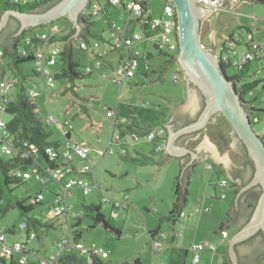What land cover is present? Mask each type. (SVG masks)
<instances>
[{
	"label": "rangeland",
	"instance_id": "374dc122",
	"mask_svg": "<svg viewBox=\"0 0 264 264\" xmlns=\"http://www.w3.org/2000/svg\"><path fill=\"white\" fill-rule=\"evenodd\" d=\"M210 1L214 2V0ZM99 2L105 5L107 13L104 11L101 15L91 17V22L93 23L91 25V32L95 35L109 38L111 35V22L116 21L118 25L124 26L126 15L123 9L109 5L106 0H99ZM165 5V0H148L147 17H160L164 12ZM209 6L211 5L199 3V7L202 9H207ZM222 7L230 8V10L216 11L212 16L214 26L218 32L216 37L217 45H222L223 47V34L228 33V31L239 24L252 28L255 31V39L260 43L264 42V2H256L254 4L237 2L230 7L227 0H224ZM89 10L90 8L87 9V11ZM252 15H254V18L251 17ZM54 24L70 29L65 18L55 21ZM128 24L127 34L129 36L141 33V27L134 19H130ZM51 25L53 24H47L45 27L49 28ZM201 27V41L207 47V45L211 44L209 38L212 37L211 30L213 28L209 27L207 17L201 21ZM37 31L41 32L43 28L38 27ZM135 46L140 52L139 67L134 77L125 81L123 86H120L119 84H113L112 79L108 77V75L113 73V67L118 64L120 53L111 50L105 43H100V49L106 51L103 58L104 61L100 68L94 69V73L91 76H87L79 82L78 88L79 94L84 99L82 103L86 106L91 117L85 115L79 109L77 101L70 93L64 95L61 93L66 87V79H56V88L50 94L46 93L45 82L40 75L35 76L37 82H34L33 78L27 82L26 87L39 90L40 95L36 97L39 115L45 127L52 132V139L65 144L67 138L63 136L61 128L63 122L68 120L70 124L65 129L70 132L72 141L90 147L88 162L78 161V164L82 166L84 163L96 162L95 174L97 183L101 186V193L109 198H116L128 191L135 201L134 208H131L128 213L126 210L116 209L115 212L119 213L118 217L113 216L111 204H106L102 207V212L110 224L123 229L124 233L120 238L114 232L104 229L103 226L91 227L90 224L93 220L85 217L81 225L83 236L80 241L87 247L96 244L98 247L103 248L107 253L105 257L106 261L117 262L139 254L140 258L143 257L142 259L145 260L144 264H183L184 253H182L181 249L168 245L165 240L161 241V251L153 260L151 250L147 248L149 241L147 230L157 228L159 218L169 215L170 210H168V207L171 205V201L175 200L176 182L179 183L180 176L178 161L170 158L160 165L134 163L122 157L120 148L116 144L111 145L112 152L109 151L101 156V152L109 148L112 133V122L106 115L108 108H118L120 117L128 115L137 117V114L131 113L128 109L130 105L137 106L140 110V116L144 120L157 124V122L160 123L163 119H168L173 112L172 106L169 105L170 99L181 105L187 99V97L183 96L186 84L182 72L179 71L181 81L178 84L172 82L173 74L180 68L178 62L176 61L168 66L167 61L169 60V56L161 54L159 49L149 41L136 42ZM244 49L245 46L243 44H238L236 47V51L239 54ZM145 53L150 55V67L147 75H145L146 66L143 59ZM224 53H228V51H224ZM74 54L75 59L84 67H93L97 64L92 47L84 50L79 47V44L75 43ZM22 67L26 73L34 72V60L22 63ZM58 68L59 66L56 65L51 67V70L55 71ZM82 69L84 70L85 68ZM159 70H162L161 78L159 77ZM236 73L237 70L232 66L227 69L229 77L235 76ZM10 75L11 73L7 72L4 78L9 80ZM259 77L264 78V62L253 61L249 74L241 80L240 85L254 82ZM261 87L262 84L256 88L260 99L256 107L264 110V95ZM15 92V88H8L7 97L10 99L14 98ZM247 98L250 99L249 96ZM144 102L148 103V105L141 107ZM263 114L264 112L253 113L251 116L252 126L261 137H264ZM49 115H53L59 123H48L47 117ZM2 117L7 121L11 119V115L7 112L2 113ZM257 117L258 120L256 119ZM98 123L100 126H98ZM159 127L160 125L157 124L154 130H157ZM204 136L216 147L220 155L226 153L228 145L231 143L229 140L222 148H219L211 140L208 131H203L197 140L192 141V146L196 147ZM131 142L133 144L129 146V150H132V152L136 149L145 150L146 154H149L157 144L156 141L149 140L147 135L139 136V141L131 138ZM227 155H229L232 162L239 163L240 158L238 154L233 153L232 150H228ZM0 156L4 158L10 157L1 151ZM124 156L126 155L124 154ZM142 156L143 154L140 157ZM186 176L189 179L190 175ZM76 177H80L90 184L95 183V177L91 170L86 173H80ZM183 179H185L184 170H182L181 181ZM190 179L188 200L186 206L183 208L186 216L179 218L181 222L197 218L205 207L210 208L211 212L209 214L224 215L223 212L226 211L234 196V189L227 187L226 198H221L222 186L217 184L221 180L219 174L214 168L210 169L207 167V164L203 163L195 167V171ZM39 187L43 188L45 205L38 213L48 215L50 211L53 214L50 203L54 199L55 193L60 189V184L57 181L51 180L47 182L34 178L32 182L22 185L18 191L20 194H25L26 191L34 193ZM102 194L96 189L86 194L82 188L75 187L68 196L67 202L72 206L73 210L83 212V201L87 203L99 202ZM191 213L196 217H189ZM16 216L17 212L11 210L4 217H0V227L4 229L9 228ZM194 219L191 221L194 222ZM55 222L56 224H60V226L51 235L46 236L42 242H39L37 239L28 240L26 234L18 228L14 234H7V242L11 243L14 240H19L25 243L29 241L28 248L38 249L40 253L50 256L58 252V242L68 235L66 219L58 217ZM175 229L179 230V223L176 226L172 221L164 220L161 223L160 230L162 233L167 234V236L170 233H174ZM229 230L233 231L234 227L232 226ZM71 243L74 244L75 242L72 240Z\"/></svg>",
	"mask_w": 264,
	"mask_h": 264
},
{
	"label": "trees",
	"instance_id": "16d2710c",
	"mask_svg": "<svg viewBox=\"0 0 264 264\" xmlns=\"http://www.w3.org/2000/svg\"><path fill=\"white\" fill-rule=\"evenodd\" d=\"M59 1L60 0H36L25 5H21L12 3L10 2V0H0V18L2 14L8 10L20 9L25 12H43ZM132 1H139L144 11L147 13L148 0ZM166 3L168 2L166 1ZM83 17H85V26L78 40H76L75 38H71L75 29L72 27L71 22L67 18L65 19L70 26V33L66 36L51 34L50 27L52 25L49 28H46V25L38 26L43 28V31L41 32L37 31L38 27H32L25 29L21 34L16 35L19 29V21L14 16L10 17L7 25L0 32V76L4 78L5 74L7 72H10L15 79L13 88H15L16 90L14 98L8 99L5 102V112L11 115V119L8 120L7 123V130L9 136L12 139L13 146L15 147V150L17 152L16 156H10L9 158L0 156V217H4L11 210H15L17 212V216L14 219L13 224L9 228H3V230L7 234H14L20 223L25 222L27 227L24 230V233L26 234L27 239L30 238L31 233H34L35 239H37L39 242H42V240L46 236L51 235L60 226V224H56L55 222L58 217L53 218L52 214L49 212L48 215L38 213V211H41L43 209V206L45 205V194L43 188L39 187L34 193H29L28 191H26L25 194H20L18 191L22 185L28 182H32V180L36 177L34 175L30 179H26L24 177L18 176L16 170H18L19 168H22L23 170L30 169V166L34 163V159L38 160V158H41L43 161H48L50 165L49 167L54 168L55 164L53 162H49L46 149L48 147L57 149L61 146V143L59 141L51 138L52 132L45 127L42 118L39 115V106L36 102V98L31 96L30 88L26 87L27 82L29 80H32L33 78L35 80L34 82H37V78H35V76H37L38 74L35 71L32 73H26L22 67V63L34 60L35 51L37 50V48H41L45 42H57L61 44L62 50L60 52L59 61L57 63L59 68L53 71L55 80H67L66 87L61 93L63 95L66 93H70L72 97H74V99L77 101L76 103H78L79 109L85 115L91 117L86 106L82 103L84 99L79 94L78 88L79 82L83 78L91 76L94 72L90 74L83 73L82 68L85 67L75 59L74 44H78L82 39L89 40V38L91 37H103L101 35L93 34L91 32V25L93 24L91 22V18L84 15ZM54 23L55 22L51 24L57 25ZM243 29V26L236 25L231 29L229 33V36L233 37V34L235 32H239L241 40L237 41L238 44H243ZM43 34H47V37L44 39L42 38ZM160 53L169 56V60L167 61L168 66L176 62L175 55L163 51H160ZM149 56L150 55L147 53L145 60L149 61ZM219 62L222 68L226 71V74L227 69L231 66L237 70L235 76H227L234 81V84L236 85V88L242 97H248L250 92L253 91V95L250 96L251 99L249 101H245L246 108L249 111V115L252 116L253 113L264 112L263 109L256 107V105L260 102L259 93L256 88H258V85L262 84L261 88L264 92V84L262 83L264 81V78H258L256 81L250 82L249 84L240 85L241 80L249 74L251 70V63L246 64L245 66H243V68L240 69L238 65H232L229 61ZM149 67L150 66L148 64L145 68V75H147ZM177 70L180 71V69ZM159 72V77L161 78L162 70H159ZM128 109L131 113L137 114V117H129L124 123H119L116 125L117 132L121 136H127L131 134L146 136L152 130H154L155 125L148 121H145L140 116L139 107L130 105L128 106ZM223 119L227 121L225 118ZM163 122L164 121H161L160 123ZM227 124L225 125L220 121L215 123L210 128V135L212 137V140L221 148L231 138L229 131L232 128L230 127L228 122ZM67 135L69 137L71 135L70 132H68ZM24 142H27L30 145L33 144L35 148L31 149V158L27 162L23 163L19 159L18 155L25 149ZM140 156L141 155H139L138 152L136 154L128 153L126 156L122 155L123 158L140 164L158 165L165 161L164 152H157L154 149H152L150 155L143 154L142 157ZM210 163L215 167L212 162ZM250 164L253 168V173L249 179L242 178L241 169L235 170L234 174L232 173L233 175L231 176V178L227 179L229 184L232 185H229L228 187L234 189V196L224 215L216 216V218H218L219 220V226L215 231L216 233H222L223 231L227 230L229 231V229L233 226L234 230L228 232V234L231 235L233 232L247 223L253 213V210L260 196L261 189H259L258 191L254 190V187L248 189L239 197L237 205L235 204L234 200L238 192V189L235 188V179L242 178L243 183L240 186H244L252 179L254 175L255 166L252 160H250ZM42 174L45 175L44 172H42ZM219 182L218 185H220ZM226 189L227 187L225 188V191ZM223 191L224 189L222 187V192ZM40 192L44 194L43 200H38L37 195ZM174 194L175 200L173 201L172 209L169 212V215L166 217H160L157 228L152 231H148L151 240L161 231V223L164 220L172 221L174 225L179 221L180 214L183 212V208L187 204L188 191L186 190L184 193L181 189V186H179V183L176 182ZM82 206L84 208L83 215L77 217L74 220L72 226V240L74 242H78L83 236V229L81 228V225L85 217L91 218L93 220L90 224V226L93 228L103 226L107 231L110 230L114 232L118 238L123 235L121 227H114L110 224L109 220L102 212V206L98 202L87 203L83 201ZM256 238H261L264 242V233L262 230L258 231L249 239L235 245V250L237 252L240 264H263L264 249L260 254H256V251L252 252L245 262L242 260L239 253L240 246L245 243H250ZM42 256L44 255H38V253L33 249L24 250L21 252H16L10 257L0 258V264H41ZM23 257H25L26 259L24 262H21ZM61 262L62 264H143L139 254L135 257L126 258L117 262L106 261L105 257L95 256L92 258L91 263H87L85 259L79 256L75 251L71 252V254H65L64 256H62Z\"/></svg>",
	"mask_w": 264,
	"mask_h": 264
},
{
	"label": "built area",
	"instance_id": "2783aa9c",
	"mask_svg": "<svg viewBox=\"0 0 264 264\" xmlns=\"http://www.w3.org/2000/svg\"><path fill=\"white\" fill-rule=\"evenodd\" d=\"M36 0H10V2L15 4L25 5L29 2ZM109 5L116 6L124 10L126 15V22L130 19H134L135 22L141 27V33L134 34L133 36H126V25H118L115 21L111 22V35L110 37L102 36L103 38H89V40H80L79 47L81 49L87 50V48L92 47L94 50V56L97 60V64L93 67H85L83 71L84 74H90L94 72V69L100 68L102 62L104 61V55L106 51L100 49V43H105L111 50L120 53L118 64L113 67L114 71L112 74L108 75L112 79V83L123 86L125 81L132 79L135 75L137 68L139 67L140 52L134 47L136 42L149 41L159 49V51L173 53L174 55L178 52V34H177V15L174 5L171 2L166 3L164 12L160 17H147L141 3L139 1L132 0H106ZM256 1V0H253ZM90 10L84 13V16L92 17L94 15H101L104 11L105 5L101 4L99 0H91L89 6ZM251 17L254 18V15ZM256 18V17H255ZM244 29L242 33L244 34L243 45L245 49L239 54L236 51L238 45L237 41L241 40L239 32H235L233 37L227 36L222 50L228 51V53H220V61L230 62L232 65H238L241 69L248 63L253 61L264 62V42L260 43L255 39V31L243 24ZM248 28V29H247ZM51 34L66 36L70 33V30L65 27H60L58 25H52L50 27ZM47 34H43L42 38H46ZM62 50V45L57 42H45L41 48H37L34 55L35 72L42 76L45 82L46 93L50 94L56 88L55 77L51 67L56 66L59 61L60 52ZM126 51V53H124ZM146 54L143 56L145 60ZM231 56H230V55ZM239 55V56H235ZM149 64L148 60H145V66ZM179 71H176L172 76V82L178 84L181 81V75ZM15 79L9 77V80L0 77V151L8 156H16V150L13 146L11 137L9 136L7 130L8 121L2 117V113L5 112V102L10 99L7 97L8 88H13ZM30 94L32 97L36 98L40 95L37 90L30 89ZM253 95V91L248 95ZM264 95V92H263ZM251 99V98H250ZM248 99V100H250ZM148 103H142L141 107H146ZM106 115L111 119L112 122V133L110 137L109 148L101 152V154L107 153V151L112 152L111 145L116 144L120 148L121 155H127L129 151V146L133 143L131 138L139 141V136L136 134H131L127 136H121L116 129V125L119 123H124L127 118H122L117 116V112L114 108H108ZM251 116V115H250ZM258 120V118H256ZM264 119V116H263ZM48 123H59L53 115L47 117ZM70 122L65 120L61 128L63 136L66 137L65 144L61 143V146L57 149L53 147H48L46 149L49 162L55 164L54 168H50L48 161H43L41 158L34 159V163L30 166L28 170H23L19 168L17 175L30 179L35 175L37 179L44 181L55 180L60 184V189L55 193L54 199L51 202V207L53 210V218L64 217L68 222V235L66 238L58 242V252L47 256L44 253H40L39 250L35 248H28L27 244L22 243L19 240H15L11 243L7 242V233L0 227V258L10 257L16 252H21L24 250L33 249L38 255H44L41 259V264H62L61 258L65 254H71V252H76L79 256L85 259L87 263L92 262V258L95 256L106 257L107 253L103 248L98 247L96 244H92L89 247L85 246L80 240L72 244V229L73 220L77 217L83 215V212H77L73 210L67 202L68 196L72 193L75 187L82 188L84 193L88 194L92 190L96 189L100 194L101 186L97 183L94 184L84 181L80 177H76L83 172L93 171L95 169L96 162L84 163L82 166L78 164V161L88 162L90 147L87 145L79 144L71 140V135L68 137L69 132L65 127L69 125ZM148 139L156 141L157 144L154 147L155 151H163L166 143V132L165 127H160L157 130H152L148 135ZM25 149L18 155L19 159L24 163L31 158V149H34L33 144H28L24 142ZM150 155V154H149ZM79 162V163H80ZM47 170V171H46ZM42 172L45 173L42 174ZM95 177V175H94ZM96 179V178H95ZM220 186L223 187L224 191L221 193V198L226 197L225 188L229 186L227 179H223L219 182ZM38 200L44 199V194L40 192L38 195ZM34 201V200H33ZM102 207L106 204H111L112 214L115 217L119 216V213L115 212L116 209H127L131 205V201L128 195H124L122 198H109L105 195H101L98 202ZM51 210V209H50ZM203 211L209 212L210 208H205ZM202 212V210H201ZM184 215L182 212L180 217ZM193 213L190 214L192 216ZM27 225L25 222H21L18 229L24 232ZM223 237L227 238L229 236L227 231L222 232ZM35 239V234L31 233L28 240ZM160 242L156 237L152 240V247L154 251L159 249ZM192 257L191 264H200L201 254L208 250L210 253H216V244L206 241L202 243L193 244L191 247ZM25 257L21 262L25 261Z\"/></svg>",
	"mask_w": 264,
	"mask_h": 264
},
{
	"label": "water",
	"instance_id": "95a60500",
	"mask_svg": "<svg viewBox=\"0 0 264 264\" xmlns=\"http://www.w3.org/2000/svg\"><path fill=\"white\" fill-rule=\"evenodd\" d=\"M166 1L174 5L177 15L178 52L175 57L185 78L188 93L187 99L182 105L192 114L197 113L198 116L193 122L178 130L171 129L169 124L171 119L169 122L163 123V126L168 130V137L163 148L164 157L165 160L174 158L178 161L180 183L184 168H187L188 175L191 164L205 159L198 154L204 146L206 151L212 152V159L215 163H223L227 176L231 178L232 163L227 157V151L232 150L234 145L231 138L228 150L223 155L218 153L216 147L209 142L206 136L197 144L196 149L177 144L181 135L205 129L216 114H222L228 120L233 132L245 145L255 166L252 179L238 190L234 199L235 204H238L240 195L248 189L257 185L261 189L250 219L233 232L228 239L229 264H240L235 245L249 239L260 230L264 233V138L254 130L245 100L239 94L234 81L227 76L226 71L222 68L217 54L201 41V21L208 17L210 12L213 13L214 7L212 6L210 10L202 9L199 7V3L219 5L223 4L224 0H214V2L210 0ZM256 1L264 2V0ZM237 2L243 3L242 0H227L230 7ZM90 4L91 0H60L43 12L8 10L0 18V32L7 25L11 16L19 21L16 35L21 34L25 29L51 24L61 18H67L75 29L71 38L78 40L85 26L83 15ZM192 84L199 86L207 96L203 108L199 104L196 90L191 87Z\"/></svg>",
	"mask_w": 264,
	"mask_h": 264
},
{
	"label": "crops",
	"instance_id": "0c3cea01",
	"mask_svg": "<svg viewBox=\"0 0 264 264\" xmlns=\"http://www.w3.org/2000/svg\"><path fill=\"white\" fill-rule=\"evenodd\" d=\"M105 10H106V7H105ZM125 25H126V36H129L127 34V30H128V26H129L128 22H125ZM230 31H228V33H224L223 34V44H224V41H225L226 37L229 35ZM211 34H212V37L209 38V42L216 43V37H217L218 32H217V29H216V27L214 25H213V28L211 30ZM135 45L136 44H134V47L136 48ZM220 46H222V45H220ZM10 77H11V75H10ZM259 78H263V77H259ZM262 83L264 84V81ZM30 89H32V90L34 89V90H37L39 92V90L36 89V88H30ZM114 109L117 112V116L120 117L119 114H118V108L115 107ZM123 117L124 118H129L131 116L130 115H128V116H122V118ZM166 120L167 119H163V121H164L163 123L169 122V121L166 122ZM163 123H158L157 122V124H159L160 127H164L163 126ZM157 124H154V125L156 126ZM98 126H100L99 123H98ZM166 136L168 137L167 133H166ZM195 140H196V138H195ZM129 151H130L129 153H133V154H136L137 152H138L139 155L146 154V151L145 150L144 151H141V150H137L136 149L133 152H132V150H129ZM107 152H109V151H107ZM151 152L152 151H150L149 154ZM149 154H146V155H149ZM102 155H105V154H101V156ZM227 157L229 158V160L232 163V165L234 164L235 166H237L236 163L232 162V160L230 159L229 155H227ZM168 159H170V158H168ZM210 162H212L215 165L216 168ZM202 163L203 164H207V167H209L210 169H213L214 168L216 170V172L219 174L221 180H223V179H229L230 178L229 176H227L226 169L223 166V163L222 162L219 163V164H217V163L214 162L213 159H211V158L210 159L205 158L204 160H201V161L195 163V165L197 166L198 164H202ZM195 167L192 170H189V173H188V175H190L189 176V179L186 176L187 175V168H184L183 169L184 170V177H185V179H183L179 183V186H181V189L182 190L183 189H184V191L185 190H187V191L189 190L188 189V186H189L190 181H191L190 177L194 173ZM84 173H86V172H84ZM92 173H93V175H95V178H96L95 169H94V172L92 171ZM207 179H210V178H207ZM96 180L97 179H95V181ZM125 194L128 195V197H129V199L131 201V205L127 209H121V210H123V211L126 210V212L128 213L131 208H134V205H135V201L131 197L130 193L128 191H126V193H123L120 197H116V198H122ZM187 199H188V197H187ZM172 204H173V201H171V205H169V207H168V210H170V211L172 209ZM205 208H209V207H205ZM210 212H211V210L209 212H205V211L202 210L201 214L197 218H195V219L193 218V217H196V216H194V214L192 216L189 215V217H191V218L194 219V222L191 221L193 219H189V221H187V222H183V221L181 222V219H179V221L177 222V223H179V230H176L177 229L176 228L175 231H174V233H172V234L170 233L169 234L170 237L167 236V234H164V233H162L160 231L155 236L157 239H159V242H160V246H159V249L157 251H154V249L152 247V240L153 239L151 240V237L149 235V238H148L149 241H148L147 248H149L151 250L152 260L154 259V257L157 254L160 253V251H161L160 250V247L162 245V242L161 241L162 240H165L168 245H171V246L173 245L176 248L181 249L182 253H184L183 254V258H184L183 264H191L192 250H191L190 247L193 244H197V243H202V242L209 241V242H212V243L216 244V246H217L216 253L215 254H212L208 250H205V252H202V254H201V257L202 258H201L200 264H229L228 248L227 247H228V239L230 237V234H229V236L227 238H224L222 233H216L215 232L216 229L219 226V220H218V218H216V216H220V215H212V214H209ZM183 213H184V215H182L181 217H185L186 216V213L185 212H183ZM223 213H225V211ZM164 217H166V216H164ZM165 221H167V220H165ZM193 223H195V224L193 225ZM176 224H175V226H176ZM152 230H154V229H149L147 231H152ZM122 232L124 233L123 229H122ZM227 232H230V230L229 231L227 230ZM142 258H141V260H142V263L144 264V261L145 260L142 259ZM263 264H264V262H263Z\"/></svg>",
	"mask_w": 264,
	"mask_h": 264
},
{
	"label": "flooded vegetation",
	"instance_id": "af4514ba",
	"mask_svg": "<svg viewBox=\"0 0 264 264\" xmlns=\"http://www.w3.org/2000/svg\"><path fill=\"white\" fill-rule=\"evenodd\" d=\"M242 1H243V3H250V4H254L256 2H259V1H253V0H242ZM165 2H166V0H165ZM210 5L211 6H209L207 8L208 10H210L212 6L215 7L213 13L210 12L209 15H208V17H207V19H208V25L211 28L214 25L213 20H212L213 14L216 11L219 12V11L228 10V9L230 10V8L222 7L223 4H219V5L210 4ZM201 30H202V27H201ZM205 46H206V44H205ZM207 47L209 49H211L215 54H217L218 58L220 59V53L223 52L221 46H219L216 43H213L212 42L210 45H207ZM178 69H180V72H182L181 68H178ZM185 84H186V82H185ZM191 87H193L196 90L197 96L199 98V104L203 108L204 105H205V103H206L207 96L201 90V88L199 86H196V85H193L192 84ZM184 89H185V91H184L183 96L184 97H187V94L188 93H187L186 85L184 86ZM243 99L245 101H249L248 98H247V96L243 97ZM169 105L172 106L173 112L170 114V116L166 120V122L171 119V122L169 123L171 125V129L178 130L181 127H183V126H185V125L193 122L196 119V117L198 116L197 113L192 114V112L186 110L183 105L178 104L177 102L173 101L172 99H170ZM247 112L249 113L248 110H247ZM223 118H225V117L222 114H216L214 116V118L211 120V122L207 124V126H206L205 129H203L202 131H197V132H192V133H187V134L181 135L178 138V140H177V144L180 145V146H187V147H189L191 149H196L194 146H192V141H195V138L197 140L200 137V135H202L203 131H208L209 136H210V138L212 140V137L210 135L211 134L210 133V128L215 123L220 122V121L223 122L226 125L227 122H228V120L225 118L227 120V121H225ZM230 127H231V125H230ZM165 132L166 133L168 132V130H167L166 127H165ZM229 134L231 136L232 142L234 143V145L232 146V152L235 153V154H238L239 155V158H240V161L237 164V166H235L233 164L230 167L231 174L232 173L234 174L235 170H240L241 169V171H242L241 172L242 178L249 179L250 176L253 173V168H252V166L250 164L251 158H250L248 152H246L247 149H246L245 145L240 141V139L237 137V135L233 132L232 129L229 131ZM196 136H198V137H196ZM203 138H202V140H203ZM219 148H221V147L219 146ZM198 154H199V156L201 158H208V159H210V158L212 159L213 158L212 152L211 151H206L204 149V146H203L202 150L200 152H198ZM195 166H196L195 164H191V166L189 167V169L192 170ZM242 178L241 179H235L236 181H234L235 184H236L235 188L238 189V190L242 187V186H240L243 183L242 182L243 181ZM229 185L232 186L231 184H229ZM259 189H260V186H258V185L257 186H254V190H257L258 191ZM182 191L185 193L186 190L184 191V189H183ZM263 244H264V242L262 241L261 238H256L253 241H251L250 243H245L242 246H240L239 253L241 255L242 260L245 262L246 259L248 258V256L252 252H254V251H256V254H260L263 251V249H264Z\"/></svg>",
	"mask_w": 264,
	"mask_h": 264
}]
</instances>
